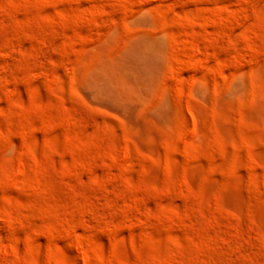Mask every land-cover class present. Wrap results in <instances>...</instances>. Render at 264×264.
I'll return each mask as SVG.
<instances>
[{"label":"rangeland","instance_id":"rangeland-1","mask_svg":"<svg viewBox=\"0 0 264 264\" xmlns=\"http://www.w3.org/2000/svg\"><path fill=\"white\" fill-rule=\"evenodd\" d=\"M0 264H264V0H0Z\"/></svg>","mask_w":264,"mask_h":264}]
</instances>
